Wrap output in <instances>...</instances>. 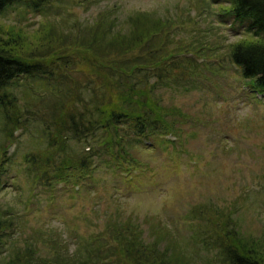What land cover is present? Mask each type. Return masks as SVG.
I'll list each match as a JSON object with an SVG mask.
<instances>
[{
	"label": "trees",
	"instance_id": "16d2710c",
	"mask_svg": "<svg viewBox=\"0 0 264 264\" xmlns=\"http://www.w3.org/2000/svg\"><path fill=\"white\" fill-rule=\"evenodd\" d=\"M68 1L0 0V15L19 3L25 5L22 12L30 8L48 15ZM70 1L88 9L101 0ZM212 1L219 5V23L216 29L210 25L212 31L217 33L227 18H233L245 26L241 38L229 42L201 37L199 44H176L179 23L174 17L137 10L121 20L116 14L119 3L100 10L93 19L74 22L73 30L57 28L50 19L42 20L34 31L18 22H0L1 132L3 127L11 144L19 129L41 139L39 149L25 156L30 194L22 200L26 206L19 210L0 203V264H198L171 232L164 231L169 236L165 245L159 229L148 242L141 223L119 217L109 219L95 235H74L80 244L75 249L69 239H46L52 246L46 254L34 242L19 245L16 233L23 219L32 217L28 208L37 188L50 194L60 183L86 180L97 167L99 151L118 163L115 169L130 172L139 162L134 156L139 143L154 137L174 143L164 136L179 139L186 134L181 124L187 123L190 113L167 100L166 90L173 97L201 85V78L204 84L205 69L230 72L219 60L224 53L213 54L220 48L228 47L231 62L248 78V86L264 92V0ZM215 59L223 64H209ZM34 99H47L48 104L34 110ZM32 123L38 126L32 129ZM8 148L0 149V189L8 170ZM214 212L201 204L189 218L212 221ZM213 225L199 224L191 237L213 251L206 257L209 263L264 264V245L241 235L232 216L218 218Z\"/></svg>",
	"mask_w": 264,
	"mask_h": 264
},
{
	"label": "rangeland",
	"instance_id": "374dc122",
	"mask_svg": "<svg viewBox=\"0 0 264 264\" xmlns=\"http://www.w3.org/2000/svg\"><path fill=\"white\" fill-rule=\"evenodd\" d=\"M116 3L120 4L116 14L121 20L137 10L174 17L181 24L175 32L176 44L179 41L199 44L202 38L230 42L246 33L245 26L233 18H227L217 29L218 34L214 33L210 25L214 24L215 29L218 26L219 5L212 0H101L88 9L69 0L63 8L48 15L30 8L22 12L20 9H25V5L19 3L0 15V22L6 25L18 22L26 30L34 31L42 20L50 19L57 28L73 30L74 22L93 19L100 10ZM227 48L213 54L224 53L220 62L234 72L205 69L204 84L201 78V85L176 92L173 97L166 90L167 100L190 113V118L184 120L187 123L181 124L186 134L179 139L164 136L174 143H162L160 137L139 143L134 147L139 162L130 173L115 169L114 164L118 163L99 151L97 167L86 180L79 184L60 183L50 194L41 192L46 188H37L28 208L32 217L23 219L16 233L19 245L34 242L46 254L52 246L44 241L58 237L60 241L69 239L68 243L73 242L71 249H75L80 244L74 241V235L82 238L95 235L103 231L109 219L119 217L141 223L148 242L155 239L154 232L159 229L164 238L161 244L165 245L169 236L164 231L171 232V238L193 253L198 264H211L206 257H211L213 251L195 244L191 237L199 224L209 222L214 226L218 218L224 221L230 216L239 225L241 235L264 245V94L258 95L248 86V78L231 62ZM218 61L209 64H223ZM32 102L36 103L34 110L48 104L47 99ZM37 126L31 124L32 129ZM29 132L19 129L18 138L11 144L4 128L2 132L0 128V149L4 145L9 147L0 203H10L19 210L26 206L22 200L30 196L26 153L41 146V139L32 138ZM201 204L214 208L212 221L189 218L190 212Z\"/></svg>",
	"mask_w": 264,
	"mask_h": 264
}]
</instances>
